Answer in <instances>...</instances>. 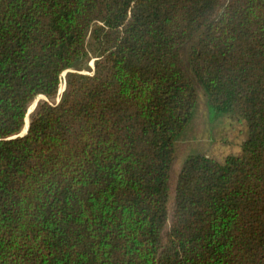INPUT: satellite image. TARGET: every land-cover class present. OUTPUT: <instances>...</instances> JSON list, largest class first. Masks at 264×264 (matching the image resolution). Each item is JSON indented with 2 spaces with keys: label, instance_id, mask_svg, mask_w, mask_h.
Here are the masks:
<instances>
[{
  "label": "trees",
  "instance_id": "obj_1",
  "mask_svg": "<svg viewBox=\"0 0 264 264\" xmlns=\"http://www.w3.org/2000/svg\"><path fill=\"white\" fill-rule=\"evenodd\" d=\"M0 264H264V0H0Z\"/></svg>",
  "mask_w": 264,
  "mask_h": 264
},
{
  "label": "rangeland",
  "instance_id": "obj_2",
  "mask_svg": "<svg viewBox=\"0 0 264 264\" xmlns=\"http://www.w3.org/2000/svg\"><path fill=\"white\" fill-rule=\"evenodd\" d=\"M89 70L94 71V60L88 63ZM89 71V72H88ZM66 73L63 75V83L59 95L54 101L58 103L64 91ZM199 103L189 125L184 129L175 144V162L171 168V180L174 184L185 160L195 154H202L224 162L229 156H241L242 145L248 138L246 122L230 115L216 116L210 109L205 92L199 88ZM40 100L39 97L30 107L29 112L35 110ZM34 112V111H33ZM32 114V113H31ZM30 114V115H31ZM30 116L27 124L29 123ZM28 126V125H27Z\"/></svg>",
  "mask_w": 264,
  "mask_h": 264
},
{
  "label": "water",
  "instance_id": "obj_3",
  "mask_svg": "<svg viewBox=\"0 0 264 264\" xmlns=\"http://www.w3.org/2000/svg\"><path fill=\"white\" fill-rule=\"evenodd\" d=\"M66 73H67V72H66ZM58 103H59V101H58ZM33 111H34V110H33ZM33 111L28 113L27 118H26V127H25L24 131L22 132V134H20L19 136H24V135H26V134L28 133V126H27V125H28L29 123L27 124V121H28V118H29L30 114L33 113Z\"/></svg>",
  "mask_w": 264,
  "mask_h": 264
}]
</instances>
